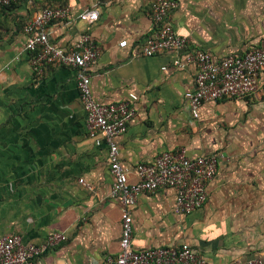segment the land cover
<instances>
[{
	"label": "crops",
	"instance_id": "0c3cea01",
	"mask_svg": "<svg viewBox=\"0 0 264 264\" xmlns=\"http://www.w3.org/2000/svg\"><path fill=\"white\" fill-rule=\"evenodd\" d=\"M176 1L169 19L188 37L187 48L218 61L264 46V0ZM151 2L22 0L0 9V237L17 234L40 244L52 232L64 233L39 264H105L118 254L121 235V203L109 198L107 147L87 135L75 70L48 64L38 72L24 49L23 26L45 6L71 11L69 19L49 23L50 42L68 49L88 34L99 48L89 67L96 101L138 97L135 116L116 138L130 183L137 181V163L164 151L224 155L205 203L190 214L174 210L169 187L138 197L133 248L188 243L209 264L264 261V70L248 96L203 103L193 117L185 94L195 88V69L173 65L183 53H139L154 33ZM91 8L98 11L95 22L76 18Z\"/></svg>",
	"mask_w": 264,
	"mask_h": 264
},
{
	"label": "built area",
	"instance_id": "2783aa9c",
	"mask_svg": "<svg viewBox=\"0 0 264 264\" xmlns=\"http://www.w3.org/2000/svg\"><path fill=\"white\" fill-rule=\"evenodd\" d=\"M20 0H0V6H10ZM178 6L176 0H152L151 20L154 33L142 45L140 54L153 56L161 52L183 53L173 61L177 68L193 66L195 88L185 94L193 117L203 103L215 102L224 97L244 98L258 87L260 73L264 70V46L253 47L242 54L228 55L215 61L202 49H189L188 37L180 35L170 22L169 15ZM68 6L38 9L24 24L27 34L24 49L31 54L30 63L40 72L44 65L57 64L75 70L79 98L85 111L88 137L95 145L107 147L112 184L110 199L121 203V235L119 252L107 258L105 264H209L188 243L177 246L134 249L132 246L133 219L131 210L140 195L152 193L160 187L174 190V210L190 214L201 207L207 198V183L216 173L222 153L189 156L185 149L177 152L164 151L150 163H137L134 172L137 181H128L129 169L120 160L116 138L126 132L129 121L135 116L134 103L137 95L130 93L127 99L114 103L96 101L90 90L89 67L99 56V48L88 34H82L75 44L64 49L49 40L48 25L53 21L70 18ZM77 19L93 23L98 19L95 8L82 10ZM125 40L119 46L125 47ZM79 182L88 189L92 185L84 179ZM62 232L50 233L40 244L24 242L20 235L0 237V264H39L48 249L63 242ZM245 264H264L259 258L249 259Z\"/></svg>",
	"mask_w": 264,
	"mask_h": 264
},
{
	"label": "trees",
	"instance_id": "16d2710c",
	"mask_svg": "<svg viewBox=\"0 0 264 264\" xmlns=\"http://www.w3.org/2000/svg\"><path fill=\"white\" fill-rule=\"evenodd\" d=\"M20 1H22V0H20ZM20 1H19V2H20ZM15 4H17V3L11 4L10 6H0V9H2V10H6V9L12 7V6L15 5ZM45 7H47V6H45ZM49 7H50V6H49Z\"/></svg>",
	"mask_w": 264,
	"mask_h": 264
}]
</instances>
